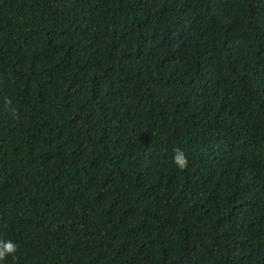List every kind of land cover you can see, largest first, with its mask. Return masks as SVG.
<instances>
[{
    "label": "trees",
    "instance_id": "1",
    "mask_svg": "<svg viewBox=\"0 0 264 264\" xmlns=\"http://www.w3.org/2000/svg\"><path fill=\"white\" fill-rule=\"evenodd\" d=\"M0 240L264 264V0H0Z\"/></svg>",
    "mask_w": 264,
    "mask_h": 264
},
{
    "label": "clouds",
    "instance_id": "2",
    "mask_svg": "<svg viewBox=\"0 0 264 264\" xmlns=\"http://www.w3.org/2000/svg\"><path fill=\"white\" fill-rule=\"evenodd\" d=\"M4 104L7 106L8 111L15 117L17 109L11 106V99L5 97ZM172 162L181 171L186 169L189 163L186 153L180 148L173 150ZM16 252L17 245L12 240H0V261L6 260L9 256L15 257Z\"/></svg>",
    "mask_w": 264,
    "mask_h": 264
}]
</instances>
